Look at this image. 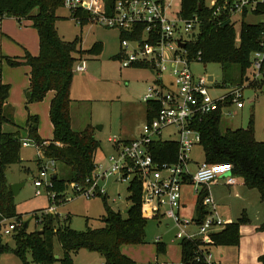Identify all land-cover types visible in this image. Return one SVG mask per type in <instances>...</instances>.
Returning a JSON list of instances; mask_svg holds the SVG:
<instances>
[{"label":"trees","instance_id":"obj_1","mask_svg":"<svg viewBox=\"0 0 264 264\" xmlns=\"http://www.w3.org/2000/svg\"><path fill=\"white\" fill-rule=\"evenodd\" d=\"M113 1V0H108ZM232 0H218L217 5ZM62 6V0H0V20L13 18L17 21H29L37 31L39 53L37 56L26 54L18 61L6 59L9 66H27L29 68L28 92L31 96L27 101L40 102L49 92L53 93L50 101L49 117L53 129L50 141L42 140L38 134L37 116L28 115L23 127H16L13 121V110L7 104L9 85L0 84V218L20 221L15 212L14 197L5 178L7 166L20 162L21 133L29 140L40 157L62 167L65 175L51 180L50 190L57 192L67 185L81 183L89 178L94 171L95 155L100 147L93 134V129L87 125L80 131L71 128L69 90L73 77L74 64L84 55L97 56L100 44H94L90 49H80V38L71 41L63 40L55 26L59 19L57 7ZM201 8L199 10L198 8ZM264 14V5H258L252 15ZM241 16L240 28L237 33L234 24L230 22L227 11L221 12L217 19L212 18V10L206 6L205 0H181L179 16L188 20L197 16L200 20L199 33L196 40L187 48L189 56L194 58L200 53L201 63H216L221 66L223 86H241L246 70L250 68V56L261 50L260 36L264 31L262 22L246 24ZM70 19L78 25L89 23L87 14L74 11L69 13ZM125 36V35H124ZM123 34L120 37H124ZM141 68L142 66H133ZM145 68V67H143ZM264 77V62L262 64ZM238 82L235 84V82ZM255 83V84H253ZM254 89L259 91L264 87V80L252 82ZM228 105V103L226 104ZM146 104V119L152 117ZM221 112L217 111L202 117L197 124L200 133V148L203 161L211 164H231L233 174L242 179L248 189L256 190L260 201L264 203V142L255 140L252 119L246 128L220 131ZM14 126V133L2 131L3 125ZM154 154L160 162L174 161L176 146L174 143H162ZM127 201L130 206L126 216L112 212L106 205L107 198L101 197L106 216L101 219L103 225L97 229L86 227L82 232L70 228V217L60 219L57 215H48L40 210V215H34L40 231L27 233L26 229L16 228L13 232L14 246L9 248L2 243L0 235V255L11 252L22 264H28L26 255H30L33 264H51L58 261L61 264H73L71 257L80 250L97 253L103 258V264H137L121 252V247L145 243V228L152 217L142 210L140 203L141 186L137 182L127 187ZM206 195L202 190L196 198V212L199 219L204 215L202 199ZM55 200V197H54ZM55 203V202H52ZM87 223V221H86ZM247 223L246 216L241 215L236 221L225 224L217 233L210 234L206 239L180 240L181 264H206L204 254L213 247H237L239 244V227ZM23 226V225H22ZM258 230H264V222ZM40 232V234L38 233ZM56 239L62 250V257L54 259L53 242ZM157 252L163 253L165 246L156 242ZM203 248V249H202ZM264 264V255L258 259Z\"/></svg>","mask_w":264,"mask_h":264},{"label":"rangeland","instance_id":"obj_2","mask_svg":"<svg viewBox=\"0 0 264 264\" xmlns=\"http://www.w3.org/2000/svg\"><path fill=\"white\" fill-rule=\"evenodd\" d=\"M210 0H205L206 4ZM172 11L179 12L178 1L175 0ZM59 19L55 26L59 36L65 41L80 38L82 49H90L94 44H100V53L97 56L84 55L73 67V77L69 90L71 99L70 121L75 131L89 125L93 129L95 139L99 141L100 147L96 152L95 162L103 163V156L111 152L109 138L132 139L134 138L145 121V105L142 98L145 96L155 75L147 68H123L118 55L120 54V33L115 29H109L97 24L87 23L78 25L70 19L68 12L62 7H57L56 14ZM235 31L239 33L241 16H231ZM246 24H257L264 22V14L255 16L247 14L244 18ZM37 56L39 53V42L37 31L29 21H17L13 18L0 20V84L9 85V103L15 109L14 122L23 126L27 116H37L39 124V136L41 139L52 140L53 129L49 117L50 98L49 95L40 102L29 103L26 100L28 82L25 76L27 68L24 66H9L6 59L18 61L26 54ZM82 66V72L76 71V66ZM192 74L196 77L212 76L216 85L210 88L213 96L218 95L228 86L222 84L221 66L216 63L195 62L190 65ZM247 78V81L245 79ZM264 80V77L254 79V74L248 68L243 80L242 100L243 108L231 107L223 111L220 119V131L246 128L250 119L253 121L255 140L264 142V87L261 91L254 89L252 82ZM167 81V77H161ZM238 82L236 81L235 84ZM255 84V83H253ZM230 113V115H228ZM101 127V130L96 129ZM35 156V157H34ZM192 157L197 161H203V155L199 146L194 147ZM227 164V163H224ZM35 149L32 147H21L20 162L7 166L5 178L8 182H18L23 186L14 197L15 212L19 216L21 228L28 221L27 233L40 231L34 215L39 216L40 210L46 209L54 196V211L48 215H57L60 219L70 217L71 229L82 232L89 227L97 229L102 227L101 219L106 216V210L100 197L84 199L72 194L70 185L52 192L50 188L42 186L41 194L35 196V180L39 170L43 168ZM51 173V170H48ZM59 177L65 175L62 167L55 166ZM115 177L102 182L105 185L107 207L114 213L119 212L122 217L126 216V210L130 206L127 201V183L114 181ZM194 187L184 186L182 189V201L185 205L181 214L190 219L196 206L197 195L193 192ZM5 218H0L3 221ZM6 220V219H5ZM87 221V223H86ZM227 223L229 221L225 220ZM234 222V221H233ZM219 228H212L205 234L199 235L194 227L185 231L195 239H200L217 233ZM176 229L173 224L166 220L149 219L145 228V243L140 245H128L123 247V254L137 264H181L179 241L174 238ZM164 244L165 251L157 252L155 243ZM2 243L9 248L14 246V237L2 236ZM53 253L62 257V250L56 239L53 242ZM100 256L87 250H80L71 257L73 264H98ZM28 264H33L31 256L26 255ZM0 264H22V261L12 254L6 252L0 255ZM51 264H61L54 261Z\"/></svg>","mask_w":264,"mask_h":264},{"label":"built area","instance_id":"obj_3","mask_svg":"<svg viewBox=\"0 0 264 264\" xmlns=\"http://www.w3.org/2000/svg\"><path fill=\"white\" fill-rule=\"evenodd\" d=\"M174 1L62 0L61 7L67 12H83L88 15L89 23L115 29L120 35H125L120 39L118 59L121 67L142 66L155 75L142 98L145 106L150 105L152 117L146 119L145 109V121L132 139L109 138L111 152L103 156V163L94 162V171L89 178L69 185L72 194L89 200L107 198L105 185L101 183L111 177H115V182L127 183V187L137 182L141 186L142 210L155 220L170 221L176 229L174 238L194 240L185 231L189 227L203 235L212 228L224 226L208 194L209 185L218 178H224L226 186L236 184L231 164H211L192 157L194 147H200L197 124L208 114L220 111L222 116L228 108L242 109L243 86H228L213 96L210 88L216 85L214 78L211 76L213 80L209 81L208 75L196 77L192 74L190 65L200 62V53L191 58L187 47L196 40L200 20L197 16L183 20L179 12L172 11ZM177 1L180 9L181 0ZM217 1L210 0L206 4L212 10V18L217 19L221 12L227 11L231 23V16H242L244 11L252 14L258 5H264V0H232L222 5H217ZM262 24L264 26V22ZM260 46L261 50L250 56L254 79L262 76L264 31L260 36ZM83 70L82 66H76L77 72ZM161 77H167V81H162ZM162 143L175 144L174 161L155 159L154 154L160 150L156 146ZM29 146H33L29 140H21V147ZM37 155L45 166L33 181L35 196L41 194L42 186L51 187L50 174L55 171L53 162L41 158L38 151ZM184 186L194 187L197 197L204 188L206 195L202 206L205 212L201 219L197 216L196 206L190 219L181 214L185 207L182 201ZM50 201H54V196ZM53 204L44 209L45 214L53 213ZM19 226L21 222L4 219L0 221V235L10 236ZM204 261L212 264L210 251L204 254Z\"/></svg>","mask_w":264,"mask_h":264},{"label":"crops","instance_id":"obj_4","mask_svg":"<svg viewBox=\"0 0 264 264\" xmlns=\"http://www.w3.org/2000/svg\"><path fill=\"white\" fill-rule=\"evenodd\" d=\"M80 49L84 50L82 49L81 45H80ZM24 67L27 68V72L25 74L27 78L26 86L28 82V87H29V81H28L29 68L27 66ZM48 95L51 101V99L53 98V93L49 92L46 95V97ZM7 104L13 110V121H14L15 109L9 103V96L7 99ZM15 126L23 127L24 125L18 126L15 124ZM71 128H72V122H71ZM16 130L17 129L14 126L7 124L3 125L2 127V131L5 133H14ZM38 130H39V124H38ZM21 137L24 139L25 134L21 133ZM45 141H50V140H45ZM29 147L34 148L33 146H29ZM35 155H37L36 150H35ZM235 178H236V184L233 186H226L224 184L225 179L218 178L214 183L210 184L209 187L207 188L208 194L212 198L216 207V211L219 217L221 218V220L223 221L224 225L227 224L225 220L229 221L228 223H231L233 221H236L238 218H240L242 214H244L247 219V223L240 225L239 227L238 246L211 248L209 250L211 255V263L212 264H260L258 259L260 256L264 255V230L260 231L258 230V228L264 222V203L260 201L259 194L256 190L248 189L244 185L241 178L237 176H235ZM7 183L8 185H10L18 182L7 181ZM202 190H204V188H202ZM123 247H121L122 253L124 252ZM98 260H99L98 264H103V258L101 256L98 258Z\"/></svg>","mask_w":264,"mask_h":264},{"label":"water","instance_id":"obj_5","mask_svg":"<svg viewBox=\"0 0 264 264\" xmlns=\"http://www.w3.org/2000/svg\"><path fill=\"white\" fill-rule=\"evenodd\" d=\"M198 9L201 10L200 7H199ZM208 80H209V81H212L213 79H212L211 76H209V77H208ZM30 96H31V93H30V92H27V93H26V97H27V99H29ZM96 129L101 130V127H96ZM50 179H55V175H54V173L50 174ZM22 186H23V183H22V184L13 183V184H10V185H9V189H10V191H11L13 197H15V196L18 194L19 189H20ZM22 227H23V229H27V227H28V221L24 222ZM38 233L40 234V232H38ZM54 259L57 260V259H58V256H55V255H54Z\"/></svg>","mask_w":264,"mask_h":264}]
</instances>
